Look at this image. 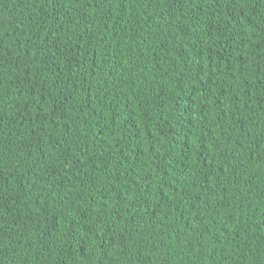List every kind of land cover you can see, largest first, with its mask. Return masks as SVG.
Returning <instances> with one entry per match:
<instances>
[{"label":"trees","instance_id":"1","mask_svg":"<svg viewBox=\"0 0 264 264\" xmlns=\"http://www.w3.org/2000/svg\"><path fill=\"white\" fill-rule=\"evenodd\" d=\"M264 0H0V264H264Z\"/></svg>","mask_w":264,"mask_h":264},{"label":"water","instance_id":"2","mask_svg":"<svg viewBox=\"0 0 264 264\" xmlns=\"http://www.w3.org/2000/svg\"><path fill=\"white\" fill-rule=\"evenodd\" d=\"M262 215H263V217H264V211H263V214H262ZM262 225H263V227H264V219H263V221H262Z\"/></svg>","mask_w":264,"mask_h":264}]
</instances>
